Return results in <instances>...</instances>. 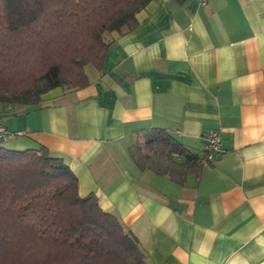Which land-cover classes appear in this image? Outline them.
Wrapping results in <instances>:
<instances>
[{
  "label": "crops",
  "instance_id": "1",
  "mask_svg": "<svg viewBox=\"0 0 264 264\" xmlns=\"http://www.w3.org/2000/svg\"><path fill=\"white\" fill-rule=\"evenodd\" d=\"M108 35L86 88L53 89L40 111L0 105L1 144L60 158L144 264H264V0H151L132 31ZM153 129L199 162L216 131L221 153L140 169L129 147Z\"/></svg>",
  "mask_w": 264,
  "mask_h": 264
},
{
  "label": "trees",
  "instance_id": "2",
  "mask_svg": "<svg viewBox=\"0 0 264 264\" xmlns=\"http://www.w3.org/2000/svg\"><path fill=\"white\" fill-rule=\"evenodd\" d=\"M150 1L0 0V105L36 106L53 89L86 88V66L102 72L105 35L132 31ZM129 155L140 169H170L175 155L200 163L157 129ZM77 188L76 176L45 148L0 147V264H144L136 238Z\"/></svg>",
  "mask_w": 264,
  "mask_h": 264
},
{
  "label": "built area",
  "instance_id": "3",
  "mask_svg": "<svg viewBox=\"0 0 264 264\" xmlns=\"http://www.w3.org/2000/svg\"><path fill=\"white\" fill-rule=\"evenodd\" d=\"M208 0H197L199 5H205ZM1 114V110H0ZM15 135L21 136L24 135L23 132H16ZM8 136L6 128L0 121V141H4ZM205 154L200 160L201 163H208L215 161L221 153V141L218 132L211 131L208 132L205 136Z\"/></svg>",
  "mask_w": 264,
  "mask_h": 264
},
{
  "label": "rangeland",
  "instance_id": "4",
  "mask_svg": "<svg viewBox=\"0 0 264 264\" xmlns=\"http://www.w3.org/2000/svg\"><path fill=\"white\" fill-rule=\"evenodd\" d=\"M105 40H106L107 42L109 41V35H105ZM56 89H58V88H56ZM63 90L66 91L65 89H63ZM47 105H48V104H47ZM32 108L35 109V110H37V111H38V110L40 111V109H45V107L41 106V104H40V105H36V106H32ZM1 142H2V141H0V147H2V148H4V149H7V150H11L10 148H7V147L4 146L3 144H1ZM195 155H196V154H195ZM157 161H158V160L153 159V160H152V163H153V164H157ZM174 161H177V160L174 158ZM152 163H151V164H152ZM153 164H152V165H153ZM153 166H154V165H153ZM156 166H157V165H156Z\"/></svg>",
  "mask_w": 264,
  "mask_h": 264
}]
</instances>
